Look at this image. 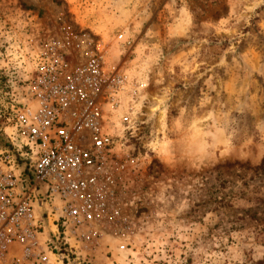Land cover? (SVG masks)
Wrapping results in <instances>:
<instances>
[{
    "label": "rangeland",
    "instance_id": "rangeland-1",
    "mask_svg": "<svg viewBox=\"0 0 264 264\" xmlns=\"http://www.w3.org/2000/svg\"><path fill=\"white\" fill-rule=\"evenodd\" d=\"M51 41L106 81L84 264H263L264 0H0L1 144Z\"/></svg>",
    "mask_w": 264,
    "mask_h": 264
},
{
    "label": "built area",
    "instance_id": "built-area-1",
    "mask_svg": "<svg viewBox=\"0 0 264 264\" xmlns=\"http://www.w3.org/2000/svg\"><path fill=\"white\" fill-rule=\"evenodd\" d=\"M34 74L0 143V264L89 263L112 185L101 178L114 144L99 101L104 73L93 58L72 68L51 41ZM44 220L53 227L45 239Z\"/></svg>",
    "mask_w": 264,
    "mask_h": 264
},
{
    "label": "crops",
    "instance_id": "crops-1",
    "mask_svg": "<svg viewBox=\"0 0 264 264\" xmlns=\"http://www.w3.org/2000/svg\"><path fill=\"white\" fill-rule=\"evenodd\" d=\"M44 225H45L44 226L45 236L43 237V239H45V237L50 233V231H53V227L51 226V224L48 220H44ZM53 260L55 261L54 258H50L51 264H59L58 262H53Z\"/></svg>",
    "mask_w": 264,
    "mask_h": 264
},
{
    "label": "trees",
    "instance_id": "trees-1",
    "mask_svg": "<svg viewBox=\"0 0 264 264\" xmlns=\"http://www.w3.org/2000/svg\"><path fill=\"white\" fill-rule=\"evenodd\" d=\"M263 163H264V162H263ZM263 163H262V164H263ZM263 264H264V263H263Z\"/></svg>",
    "mask_w": 264,
    "mask_h": 264
}]
</instances>
